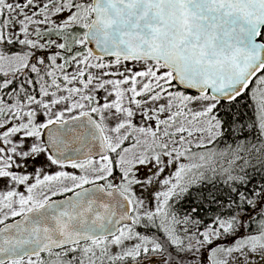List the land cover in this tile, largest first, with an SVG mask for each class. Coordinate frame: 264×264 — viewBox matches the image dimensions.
<instances>
[{"label": "snow or ice", "instance_id": "snow-or-ice-1", "mask_svg": "<svg viewBox=\"0 0 264 264\" xmlns=\"http://www.w3.org/2000/svg\"><path fill=\"white\" fill-rule=\"evenodd\" d=\"M0 264H264V0H0Z\"/></svg>", "mask_w": 264, "mask_h": 264}]
</instances>
